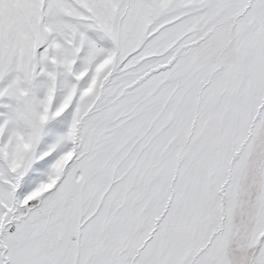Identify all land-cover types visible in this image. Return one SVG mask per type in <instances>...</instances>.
<instances>
[{"label":"snow or ice","instance_id":"obj_1","mask_svg":"<svg viewBox=\"0 0 264 264\" xmlns=\"http://www.w3.org/2000/svg\"><path fill=\"white\" fill-rule=\"evenodd\" d=\"M0 264H264V0H0Z\"/></svg>","mask_w":264,"mask_h":264}]
</instances>
